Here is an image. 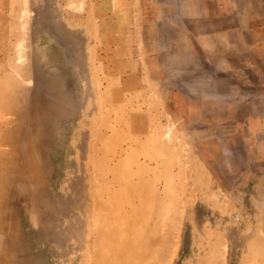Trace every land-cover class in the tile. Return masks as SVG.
<instances>
[{
	"label": "rangeland",
	"instance_id": "1",
	"mask_svg": "<svg viewBox=\"0 0 264 264\" xmlns=\"http://www.w3.org/2000/svg\"><path fill=\"white\" fill-rule=\"evenodd\" d=\"M0 264H264V0H0Z\"/></svg>",
	"mask_w": 264,
	"mask_h": 264
}]
</instances>
